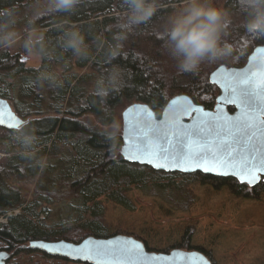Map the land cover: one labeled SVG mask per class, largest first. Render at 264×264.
Here are the masks:
<instances>
[{
	"label": "trees",
	"instance_id": "obj_1",
	"mask_svg": "<svg viewBox=\"0 0 264 264\" xmlns=\"http://www.w3.org/2000/svg\"><path fill=\"white\" fill-rule=\"evenodd\" d=\"M156 2L158 10L155 15L128 35L114 59H106L102 52L97 51L94 37L103 33L106 39L111 40L114 30L109 31L108 28L116 22L117 14L123 11L121 0H81L73 12L60 14L85 36L90 46L87 58L78 59L71 52L58 53L52 61L42 58L38 67H27L21 55H12L9 49L0 48V96L6 98L20 115L23 110L25 112V102L30 100L34 109L31 107L28 113L35 115L24 113L28 114L26 121L38 137L39 154L47 159V167L41 170L21 158L12 148L7 162L0 166V215L6 216V221L0 222V241L5 243L10 255L24 247L25 239L33 236L39 225L44 226L45 222L40 220V210H46L40 209L39 203L42 202L53 203L48 210L56 212L55 207H58L66 211L64 217L58 214L57 222L49 225L53 228L52 235L56 239L79 242L88 235L109 236L103 225L100 196L128 211L135 210L126 195L132 186L144 194L161 196L175 210L181 211L193 203L194 194L188 186L194 181L215 188L226 186L235 195L248 198H257L264 193L263 181L248 186L232 177L200 171L166 172L127 162L119 152L121 132L117 131L114 140H110L107 133L111 130L99 129L88 122V117H94L100 125L110 126L115 122L116 108L131 102L147 103L159 117L167 101L182 93L211 109L219 89L209 81L210 73L220 65L243 66L250 52L264 44V35L246 37L243 28L246 13L238 7V0H225L223 7L231 14L229 31L237 48L234 58L205 62L195 75L180 72L159 34L173 14L175 5L183 3V0ZM33 3L34 0H0V8L19 5L17 27L22 30L25 14ZM51 25L49 16L38 21V26L48 30L47 37L54 43L57 32ZM113 67L117 70L116 85L102 95L94 90L95 81L102 75H108ZM74 68L85 72L80 76L71 73ZM43 69L58 73L62 84L54 88L46 84L41 87L36 77ZM179 79H185L186 83L178 84ZM65 147L68 154L64 152ZM57 160L62 162L60 167L54 163ZM25 182H35L34 198L27 203L19 187ZM181 198H187L186 203L177 205ZM17 208H21L22 213L7 216L8 211ZM63 218H66L65 223ZM68 223L72 226L65 227ZM192 231L193 227H186L179 243L182 249L201 250L215 264L208 251L191 245ZM145 245L148 247L146 242Z\"/></svg>",
	"mask_w": 264,
	"mask_h": 264
},
{
	"label": "water",
	"instance_id": "obj_2",
	"mask_svg": "<svg viewBox=\"0 0 264 264\" xmlns=\"http://www.w3.org/2000/svg\"><path fill=\"white\" fill-rule=\"evenodd\" d=\"M261 73H264V44L252 50L242 67L220 65L210 73L209 81L219 89L211 109L195 103L183 93L172 96L159 117L147 103L128 104L121 113L122 144L119 152L122 158L130 163L148 165L154 170L200 171L230 176L249 186H254L260 179L264 181V99L257 98L247 85H241V99L245 106L227 103L234 98L231 84L243 78L257 79ZM259 94L264 97V88L259 90ZM229 106L235 108L233 112ZM224 116L231 119L217 135ZM24 121L10 102L0 96V127L13 130ZM214 153L216 162L208 165L211 171L196 168L192 157L203 165L204 160H212ZM28 248L83 264H213L201 250L172 248L167 252H156L146 247L142 240L123 233L107 237L88 235L79 242L32 239ZM129 249H135L131 260ZM85 256L90 258L82 259ZM9 258L10 252L1 249L0 264H7Z\"/></svg>",
	"mask_w": 264,
	"mask_h": 264
},
{
	"label": "clouds",
	"instance_id": "obj_3",
	"mask_svg": "<svg viewBox=\"0 0 264 264\" xmlns=\"http://www.w3.org/2000/svg\"><path fill=\"white\" fill-rule=\"evenodd\" d=\"M81 0H34L25 14V26L17 27L19 5L0 8V48L20 47L25 59L46 58L54 60L58 53H68L80 59L90 55V46L80 29L69 23L60 14L73 12ZM123 11L117 14L116 22L108 30L113 31L111 40L100 33L94 37L97 51L106 59H114L123 47L124 41L139 25L152 19L158 10L156 0H121ZM238 7L246 13L243 23L246 37L264 35V0H238ZM43 16L52 18L51 28L57 32L53 43L47 37V29L38 26ZM231 14L228 10L217 7L211 0H183L182 6L172 14L166 26L159 34L163 45L173 60L178 71L197 74L205 62L233 59L237 51L231 32ZM116 68L108 75L100 76L95 81L94 90L106 95L117 81ZM41 87H58L62 84L59 74L48 69L38 72L36 77ZM118 125L114 124L107 133L114 140ZM10 145L25 161L39 169L47 167V159L39 154L38 137L29 122L24 121L12 131ZM7 146V145H6Z\"/></svg>",
	"mask_w": 264,
	"mask_h": 264
},
{
	"label": "rangeland",
	"instance_id": "obj_4",
	"mask_svg": "<svg viewBox=\"0 0 264 264\" xmlns=\"http://www.w3.org/2000/svg\"><path fill=\"white\" fill-rule=\"evenodd\" d=\"M224 2L225 0H211L212 4L221 8H224ZM182 4L175 5L174 12ZM9 50L12 55H21L27 67H38L41 64V59H25V53L20 47ZM58 70L61 69L58 68ZM83 72H85L84 69L78 68L71 71V73H78L79 76ZM184 80L179 79L177 82L183 85L186 83ZM128 104L123 103L116 108L115 122L110 126L100 125L94 117H88L87 120L102 130H112V126L116 124L118 132H121V113ZM31 107L34 109L28 100L25 102V112L23 110V114H17L26 121V115H35V113H28ZM12 131L0 127L1 167L5 165L8 157L12 154V146L9 143ZM64 152L68 154L66 147ZM54 163L60 167L62 162L57 160ZM20 186L25 203L32 200L35 182L34 184L25 182L19 184ZM188 188L194 194L193 203L184 211L175 210L170 202L161 196L144 194L134 186L128 188L126 192L127 197L135 206L133 211H128L105 200V196L102 195L99 199L104 211L103 225L109 235L115 233L132 235L144 243L146 242L147 246L156 252H167L172 248L182 249L179 243L186 227L189 226L193 227L191 245L200 246L208 251L215 264H264V193L257 198H248L235 195L226 186L215 188L210 184H202L198 181L189 184ZM186 201L187 198H181L177 205L185 204ZM51 206L53 203H39L40 209L47 210H40V220L45 222H43L44 226L39 225L35 234L25 239L24 247L11 253L7 264H83L49 256L28 248V242L32 239H56L52 235L53 228L49 225L57 222L58 214L64 217L63 214L66 211L58 207H55L56 212L52 209L48 210V207ZM18 213H22L21 208L7 213V216ZM65 220L66 218H63L62 222L65 223ZM5 221L6 216L0 215V222ZM70 226H72L71 223L65 225V227ZM3 248H5V243L0 241V250Z\"/></svg>",
	"mask_w": 264,
	"mask_h": 264
},
{
	"label": "snow or ice",
	"instance_id": "obj_5",
	"mask_svg": "<svg viewBox=\"0 0 264 264\" xmlns=\"http://www.w3.org/2000/svg\"><path fill=\"white\" fill-rule=\"evenodd\" d=\"M253 77H256L255 73H253ZM241 85H247L251 90H253L256 93L257 98L264 99V97H261L259 94V90L264 88V73H261L257 79L249 80L247 78H243V79H240L237 82L231 84L230 90H231L234 98L229 99L227 101L228 104L234 105L236 107L245 106L244 101L241 99V95H242V89L240 87ZM230 119L231 118L228 116H224L221 118L222 122L218 126L220 130L217 131V135L221 134V131H223L225 129V126L227 125V123ZM237 119H239V118H237ZM193 127H196V126L194 125ZM181 128L183 129V126H181ZM200 130L203 131L202 128ZM184 131L187 132L188 130L184 129ZM199 159H204V158L200 157ZM192 160L196 164V168L203 167L204 171H211L212 169L208 165L216 162V156L214 153L212 160H204L203 165L199 162V160L196 157H192ZM154 167L160 168V167H163V165H154ZM128 253H129V260H131L132 255L135 253V249H129ZM97 254H100L99 251H97ZM89 258H90V256L82 257V259H89Z\"/></svg>",
	"mask_w": 264,
	"mask_h": 264
},
{
	"label": "flooded vegetation",
	"instance_id": "obj_6",
	"mask_svg": "<svg viewBox=\"0 0 264 264\" xmlns=\"http://www.w3.org/2000/svg\"><path fill=\"white\" fill-rule=\"evenodd\" d=\"M251 52H252V51H251ZM251 52H250V53H251ZM247 57H248V56H247ZM246 61H247V59H246ZM245 63H246V62H245ZM245 63H244V64H245ZM239 67H242V66H239ZM218 94H219V92H218ZM218 94H217V95H218ZM217 95H216V97H217ZM216 97H215V100H216ZM228 108H229L230 112H233L234 109H235L233 106H229ZM229 177H230V176H229ZM232 178H234V177H232ZM234 179H235V178H234ZM235 180H236V179H235ZM236 181H237V180H236ZM260 181H263V180L260 179L257 183H259ZM237 182H238V181H237ZM263 182H264V181H263ZM238 183H240V182H238ZM257 183H256V184H257ZM241 184H245V183H241ZM256 184H255V185H256ZM245 185H248V184H245Z\"/></svg>",
	"mask_w": 264,
	"mask_h": 264
},
{
	"label": "bare ground",
	"instance_id": "obj_7",
	"mask_svg": "<svg viewBox=\"0 0 264 264\" xmlns=\"http://www.w3.org/2000/svg\"><path fill=\"white\" fill-rule=\"evenodd\" d=\"M15 211V210H14ZM8 213H9V211H8ZM10 215V214H9Z\"/></svg>",
	"mask_w": 264,
	"mask_h": 264
}]
</instances>
